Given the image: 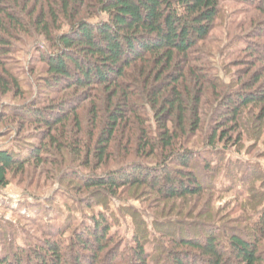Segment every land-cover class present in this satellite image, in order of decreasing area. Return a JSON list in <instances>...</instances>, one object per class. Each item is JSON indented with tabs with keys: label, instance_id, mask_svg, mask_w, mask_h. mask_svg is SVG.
I'll use <instances>...</instances> for the list:
<instances>
[{
	"label": "trees",
	"instance_id": "1",
	"mask_svg": "<svg viewBox=\"0 0 264 264\" xmlns=\"http://www.w3.org/2000/svg\"><path fill=\"white\" fill-rule=\"evenodd\" d=\"M31 40L41 46L21 79L14 57ZM33 72L44 74L47 95ZM8 96L19 102L0 104V117L38 128V143L7 136L14 147L0 149V189L51 158L67 214L40 224L55 194L26 206L45 238L22 233L18 242L7 228L0 264H264V173L226 159L244 136L264 134V0H0V103ZM141 188L180 207L171 218L152 213V230L132 213L125 244L105 209ZM238 190L239 222L213 202L195 220L179 216L206 193Z\"/></svg>",
	"mask_w": 264,
	"mask_h": 264
},
{
	"label": "rangeland",
	"instance_id": "2",
	"mask_svg": "<svg viewBox=\"0 0 264 264\" xmlns=\"http://www.w3.org/2000/svg\"><path fill=\"white\" fill-rule=\"evenodd\" d=\"M222 35V36H221ZM214 37H222L223 42V32L214 33ZM216 39V38H215ZM214 40V39H213ZM31 44L28 46L17 50V54L15 55L14 59L17 65V73L21 79H24L22 74L23 69L26 68L27 63L36 53L37 47L41 45L37 44L34 40H31ZM34 42V43H33ZM214 42V41H213ZM220 42V43H222ZM225 42H223L224 44ZM223 46V45H222ZM242 56L240 55H233L231 56L232 59H241ZM43 65L39 63H35L31 70L37 71ZM236 71V70H232ZM37 86L40 87L39 93L41 95H47L48 91L42 89V81L45 77L44 74H40L37 72H33ZM233 74V72H232ZM221 76L228 82L229 77L224 76L223 73ZM26 91L29 89H25ZM32 92V91H29ZM28 93V92H27ZM50 95V94H49ZM26 97V96H25ZM29 98L30 95L27 94ZM26 97V99H27ZM19 101L16 99H12L10 96L4 98L0 104H14L15 105ZM205 114L207 118L210 117L208 113L210 110L205 107ZM1 111V108H0ZM6 121V122H4ZM18 120L9 121L5 119L3 115L0 117V149L7 148V147H14L13 142L7 139V136L12 133L13 138H20L21 140H27L29 142L38 143L37 139H34L35 133H37L38 128L30 125H26L25 127H20L17 124ZM169 127H173L171 123ZM12 132H10V131ZM9 132V133H8ZM17 132V134H16ZM199 135L197 134L196 137H190V143L196 144L197 140H199ZM184 141V139H183ZM27 146V144H23ZM187 145V144H186ZM240 150L235 148H231V151H228L226 154V159H231L233 161H240L245 166H253L259 167V169L264 173V134L261 136L260 140L255 141L254 139H250L247 137L242 138V142L240 144ZM188 147H193L191 144ZM238 152V153H237ZM66 153V152H64ZM56 157L58 155L55 151L51 152L49 157ZM53 160L51 158H47L45 163L38 166L37 164L31 165L26 169L24 174H14L10 178V182L8 186L4 189H0V225L2 230L0 229V234H3V231L7 228H14L17 230L16 234V241H23L24 236L22 233H27L28 235L38 237L39 239H44L45 236L42 235L43 228L33 226L32 221L28 220L27 218H32L34 214L29 211H25V207H35L39 205V207H45L46 201L51 199L53 194L56 195V202H54V213L48 214L47 211L44 210V214L41 215L40 224L46 225V223H57L63 222L64 218L67 214V209L65 205L66 195H63V192L60 191L59 184L56 181L55 174H52L54 167H51L47 161ZM56 161V160H55ZM66 166H71V163L67 160ZM75 166V165H74ZM59 168V167H58ZM224 183V179L222 178ZM225 185H227L225 183ZM261 185V182L257 184L258 190ZM240 197L238 198L235 194H211L206 193L199 202V205H196L195 201H191L189 205L181 207V215L180 218L183 219L184 222H189L190 220H195L197 217L198 212H206L207 205L209 202L211 203V209L214 212H217L222 217L228 218L229 221H236L239 222V218L244 214L243 207L246 203V194H243L241 190L237 191ZM7 204V207L4 206ZM52 206V205H51ZM180 207L179 202L174 204L173 206L165 205L159 201L154 195L150 194L149 190L145 188H141L140 190H126L124 192H119L117 198H114L108 202L106 212L109 216V222L111 224V235H118L120 238L124 240V243L130 242L133 232V217L132 213L136 212L139 216H142L143 221L148 224V228L151 229V224L153 220L152 213H159L164 209L167 213H170L171 216H167L169 218L175 217L178 213L177 208ZM250 207V205H249ZM247 208V207H245ZM83 212L87 211L82 208ZM246 210V209H244ZM96 211H104V208H96ZM249 214H251V209L247 210ZM47 213V215H46ZM73 217L77 219V221L82 219V212L76 208L75 211L72 212ZM169 214V215H170ZM50 215V216H48ZM163 215V214H162ZM165 215V216H166ZM22 216V217H21ZM56 218V219H55ZM204 218H202L203 220ZM200 220V219H199ZM44 233V232H43Z\"/></svg>",
	"mask_w": 264,
	"mask_h": 264
}]
</instances>
